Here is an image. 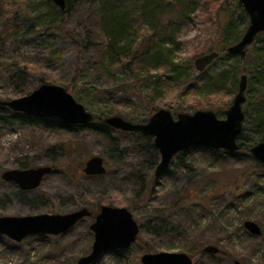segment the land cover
Masks as SVG:
<instances>
[{
	"label": "rangeland",
	"instance_id": "1",
	"mask_svg": "<svg viewBox=\"0 0 264 264\" xmlns=\"http://www.w3.org/2000/svg\"><path fill=\"white\" fill-rule=\"evenodd\" d=\"M13 1L5 6L7 19L0 23V99L25 97L43 84L66 90L72 85L67 91L102 120L119 116L132 123H146L152 112L162 109L175 119L178 114L197 111H212L219 119L226 118L235 94L194 96L187 89L200 75L195 59L217 45L229 15L221 12L214 0H199L201 6L191 11V19L180 28L174 46L178 49L174 52L177 69L151 74L139 71L135 64H109L112 55L98 40L92 3L77 4L70 13L66 29L72 37L28 23L29 31V26H23L3 45V33L14 17L22 18L29 11L26 5L30 0ZM33 1L40 4L42 0ZM206 1L209 9L202 7ZM227 5L236 15L235 0ZM144 23L133 22L128 30L134 49L152 34ZM262 46L260 42L249 47L250 57L245 59L220 55L207 73L230 71V80L237 76L240 81L238 68L252 69ZM178 74L186 80L184 85L174 84L172 78ZM246 75V99L252 103L264 93V86L250 82V75ZM158 89L163 90L160 96ZM8 130L0 128V217L66 215L83 208L93 215L60 236L32 235L21 243L0 236V264H76L91 252L94 234L90 226L102 206L127 208L140 233L132 247L122 253V260L112 252L97 264H141L145 253L162 252L185 253L193 264H264V164L256 165L250 153L258 142L240 141L242 149L234 153L191 148L175 156L162 176L155 177L154 162L158 163L160 156L156 158L151 148L144 147L148 138L138 133L109 129L118 148L110 151L107 142L87 128L70 134L40 128ZM94 156L104 159L105 176L88 177L79 170ZM23 164L30 168L51 166L53 172L33 191L1 179L6 171L22 170ZM161 220L177 227L176 233L154 234ZM246 221L258 224L261 235L249 234L244 228ZM208 246L217 247L219 254L205 252Z\"/></svg>",
	"mask_w": 264,
	"mask_h": 264
},
{
	"label": "water",
	"instance_id": "2",
	"mask_svg": "<svg viewBox=\"0 0 264 264\" xmlns=\"http://www.w3.org/2000/svg\"><path fill=\"white\" fill-rule=\"evenodd\" d=\"M63 12L67 5L65 0H52ZM249 19V25L241 40L227 49L229 56L244 59L247 49L254 44L257 37L264 33V0H239ZM220 54L210 52L195 59V69L204 72ZM248 76L240 77L238 92L228 110L225 119H219L212 111H197L194 114L181 113L174 116L168 110L155 112L146 123H132L119 116L102 120L103 124L113 130L125 133H138L153 139L160 160L155 169V177H160L170 167L173 159L191 148H210L224 150L228 153L240 149L239 140L244 130L246 91ZM0 108L29 117L54 118L71 126H88L94 123L95 116L86 110L62 86L43 84L31 94L17 99H0ZM252 156L264 164V142H259L250 149ZM88 177L105 176L107 166L102 157L94 156L86 160L82 169ZM53 172L51 166L10 170L1 175L6 182H13L24 191L40 187L46 176ZM88 208L75 212L59 214H40L26 217H0V236L21 243L28 236H60L74 228L79 222L92 217ZM244 228L253 236L261 235V228L253 221H246ZM94 234L91 252L81 257L76 264H97L106 254L128 251L137 241L140 226L127 208L102 206L90 226ZM205 252L217 255L219 249L208 246ZM141 264H193L191 256L185 253H145ZM234 264H241L235 261Z\"/></svg>",
	"mask_w": 264,
	"mask_h": 264
},
{
	"label": "trees",
	"instance_id": "3",
	"mask_svg": "<svg viewBox=\"0 0 264 264\" xmlns=\"http://www.w3.org/2000/svg\"><path fill=\"white\" fill-rule=\"evenodd\" d=\"M12 1L13 0H0V23L7 19L5 6ZM65 1L67 8L66 11L63 12L53 3L52 0H42L40 4H35L33 0H30L26 5V7H29V11L22 14V18H19V16L16 15L14 17V23L8 26L5 34L3 33V36L5 37L3 39V45L7 43L10 35L17 34L23 26H29V31L30 24L28 23H31L32 27L36 29L37 27L44 26L47 32L56 29L62 31L67 36L72 37V34L66 29L70 13L75 9L77 4L92 3L95 8L94 22L100 38L98 40H101L102 45L106 48L107 52L112 55L111 61H109L110 65L114 64L115 61L126 63L127 65L135 64L139 68V71L150 72V74L160 69L176 70L177 66L174 65V52L178 49L174 47L175 40L180 28L187 22V20L191 19V11L196 7L201 6L199 0ZM228 1L229 0L213 1L221 12L225 15L229 14L226 16L227 20H225V28L222 30L217 45L210 48V52L216 51L220 55H227V49L241 40L249 25L248 17L245 14L240 1L235 0L236 15L235 12L230 13L227 10L226 7L228 6ZM209 3L210 2L206 1L202 7L209 9ZM18 6L20 5L18 4ZM133 22H142V26L145 24L144 22H146L148 26H150L152 33L146 38L145 44H141L137 49H134V44H130L127 38L128 30L130 27H133ZM260 42L264 43V33L260 34L252 45ZM262 50H264V46L260 48L261 52L256 54L252 69L249 70L244 67L238 68V73L241 76L249 74L250 82L255 80L260 85L264 86V53L262 54ZM246 57H250L248 52ZM208 69H212V64L204 72L200 73L198 78L188 86V91L193 93L194 96L202 94L210 96L217 94L218 92L237 94L239 86L237 76H235L233 80H230V71L225 70L219 74L216 72L217 74L214 73L209 75L207 73ZM179 77L180 74L175 75L172 78L174 84L178 86L184 85L186 80H183L182 76L181 79H179ZM165 85L166 88L169 89V87H167V82H165ZM155 87H157V84ZM67 88V90H70L72 85H69ZM155 91H157L156 88ZM162 93L163 90L158 89L157 96H160ZM245 105L246 106L243 110L246 118L243 134L241 135L239 142H264V93L261 96L259 95V98L255 99L252 103L250 101L248 103V100H246ZM0 113H6L5 115H2L4 117L0 116V128L4 130L9 129L10 132L40 128L43 130L63 131L66 134H70L77 129L87 128L104 139L109 145L110 151L118 150L117 142L108 132L109 129L112 130V128L104 125L102 119L96 117L94 123L91 125L71 126L54 118L29 117L13 112L7 108H0ZM154 113L152 112V115ZM96 120L100 122H96ZM117 132L121 133V131ZM147 138L148 141H146L144 147L151 148L154 156L159 158V153L154 147L153 139L150 137ZM241 145L239 144L240 148ZM204 150L209 153L215 152V150L210 148ZM183 155L185 156V154ZM156 164L158 163L155 161L154 165ZM255 164L258 166L260 165L257 160H255ZM83 167L84 166H80L79 170L82 171ZM29 168L30 167L27 164L22 165V169ZM161 221V223L155 225L154 234L176 233L177 227L171 225L169 221ZM142 228L144 229V226H142ZM122 253L124 252H116V256H119L118 260H122L120 258Z\"/></svg>",
	"mask_w": 264,
	"mask_h": 264
},
{
	"label": "flooded vegetation",
	"instance_id": "4",
	"mask_svg": "<svg viewBox=\"0 0 264 264\" xmlns=\"http://www.w3.org/2000/svg\"><path fill=\"white\" fill-rule=\"evenodd\" d=\"M18 186V185H17ZM19 187V186H18ZM20 188V187H19ZM21 189V188H20ZM22 190V189H21ZM36 190V189H35ZM33 191V190H32Z\"/></svg>",
	"mask_w": 264,
	"mask_h": 264
}]
</instances>
